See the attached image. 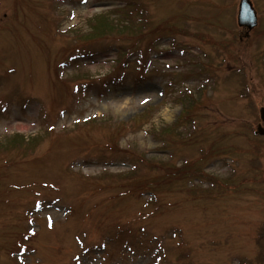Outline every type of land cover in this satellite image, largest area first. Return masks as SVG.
<instances>
[{"label": "rangeland", "instance_id": "374dc122", "mask_svg": "<svg viewBox=\"0 0 264 264\" xmlns=\"http://www.w3.org/2000/svg\"><path fill=\"white\" fill-rule=\"evenodd\" d=\"M250 2L0 0V264H264Z\"/></svg>", "mask_w": 264, "mask_h": 264}, {"label": "water", "instance_id": "95a60500", "mask_svg": "<svg viewBox=\"0 0 264 264\" xmlns=\"http://www.w3.org/2000/svg\"><path fill=\"white\" fill-rule=\"evenodd\" d=\"M255 12L253 11L249 0H240L239 4V14L237 17V23L239 26L252 29L255 26ZM260 118L264 123V109L260 110ZM257 133L259 135H264V129L261 126H258Z\"/></svg>", "mask_w": 264, "mask_h": 264}, {"label": "trees", "instance_id": "16d2710c", "mask_svg": "<svg viewBox=\"0 0 264 264\" xmlns=\"http://www.w3.org/2000/svg\"><path fill=\"white\" fill-rule=\"evenodd\" d=\"M104 22H107V20H104ZM18 240L20 241L22 246H25L27 241L29 240L28 234L22 232L19 235Z\"/></svg>", "mask_w": 264, "mask_h": 264}]
</instances>
